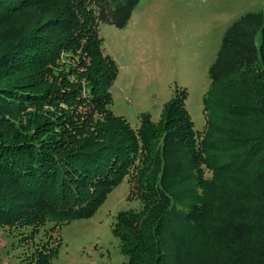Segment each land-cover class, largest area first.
<instances>
[{
  "label": "trees",
  "instance_id": "obj_1",
  "mask_svg": "<svg viewBox=\"0 0 264 264\" xmlns=\"http://www.w3.org/2000/svg\"><path fill=\"white\" fill-rule=\"evenodd\" d=\"M139 2L0 0V230L17 264H53L59 225L127 179L139 205L115 215L119 264H264V10L222 34L201 132L184 88L133 128L111 110L118 69L98 29L124 28Z\"/></svg>",
  "mask_w": 264,
  "mask_h": 264
},
{
  "label": "rangeland",
  "instance_id": "obj_2",
  "mask_svg": "<svg viewBox=\"0 0 264 264\" xmlns=\"http://www.w3.org/2000/svg\"><path fill=\"white\" fill-rule=\"evenodd\" d=\"M254 10H264V0H140L124 28L100 24L103 52L114 59L118 69L110 88L112 112L125 116L136 128L140 114L147 113L157 121L174 88H184L192 127L201 132L205 127L202 95L209 84L208 66L225 29ZM138 205L124 179L91 217L59 225L53 264L124 262L126 257L111 227L118 211ZM39 237L45 239L43 231ZM22 251L13 246L9 231L0 230V264H17Z\"/></svg>",
  "mask_w": 264,
  "mask_h": 264
}]
</instances>
